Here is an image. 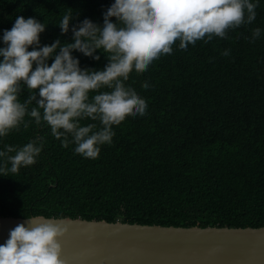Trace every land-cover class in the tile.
Listing matches in <instances>:
<instances>
[{"label": "trees", "instance_id": "trees-1", "mask_svg": "<svg viewBox=\"0 0 264 264\" xmlns=\"http://www.w3.org/2000/svg\"><path fill=\"white\" fill-rule=\"evenodd\" d=\"M112 2L0 0V35L17 16L34 17L48 24L41 45L71 42V32L61 35L55 25L66 11L74 12L73 23L89 18L102 25ZM256 12L251 25L227 39L198 41L186 51L174 45L148 71H130L126 83L146 99L147 112L113 125L112 142L95 159L62 147L46 125H22L0 141V149L38 138L44 143L36 164L0 177V217L263 227L264 36L254 43L246 37L264 29V0ZM224 49L231 54L221 55ZM74 55L82 68L107 63L103 55L99 61ZM145 81L150 88H141Z\"/></svg>", "mask_w": 264, "mask_h": 264}, {"label": "clouds", "instance_id": "clouds-1", "mask_svg": "<svg viewBox=\"0 0 264 264\" xmlns=\"http://www.w3.org/2000/svg\"><path fill=\"white\" fill-rule=\"evenodd\" d=\"M259 3L113 0L102 13V25L89 18L73 23L74 12L66 11L55 25L61 35L71 32V42L57 38L44 45L40 36L48 24L17 16L0 35V141L22 125H46L62 147L71 145L80 157L95 159L100 146L112 142L113 125L126 115L143 117L147 112L146 99L126 83L130 71H148L155 60L172 54L174 45L186 51L198 41L229 38L230 31L256 20ZM262 36L264 29L255 27L246 39L254 43ZM74 53L94 61L103 55L107 63L102 69L82 68ZM230 54L231 49L221 53ZM150 87L147 81L141 84L142 89ZM43 148V138L4 144L0 177L36 164ZM65 232L58 221L26 217L0 244V264H64L59 241Z\"/></svg>", "mask_w": 264, "mask_h": 264}, {"label": "water", "instance_id": "water-1", "mask_svg": "<svg viewBox=\"0 0 264 264\" xmlns=\"http://www.w3.org/2000/svg\"><path fill=\"white\" fill-rule=\"evenodd\" d=\"M44 218L66 229L59 241L64 264H264V226L173 227ZM25 220L0 217V244Z\"/></svg>", "mask_w": 264, "mask_h": 264}]
</instances>
